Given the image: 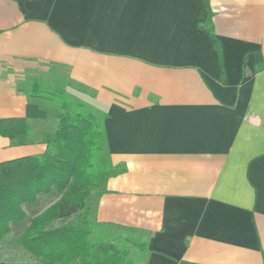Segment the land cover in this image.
I'll return each instance as SVG.
<instances>
[{
	"label": "crops",
	"instance_id": "1",
	"mask_svg": "<svg viewBox=\"0 0 264 264\" xmlns=\"http://www.w3.org/2000/svg\"><path fill=\"white\" fill-rule=\"evenodd\" d=\"M210 6L223 66L204 0H0V163L56 137L23 74L92 90L126 167L97 220L149 232L147 264H264V0Z\"/></svg>",
	"mask_w": 264,
	"mask_h": 264
},
{
	"label": "trees",
	"instance_id": "2",
	"mask_svg": "<svg viewBox=\"0 0 264 264\" xmlns=\"http://www.w3.org/2000/svg\"><path fill=\"white\" fill-rule=\"evenodd\" d=\"M204 4L208 18L198 27L209 32L223 66L210 0ZM68 88L94 97L92 90L53 69L18 81L20 93L45 103L60 117L46 154L0 163V242L11 234L12 223L25 221V205L56 192L58 199L30 220L21 237L30 256L27 264H147L149 232L97 220L109 179L125 173L126 167L112 162L108 114ZM9 131L0 121V135Z\"/></svg>",
	"mask_w": 264,
	"mask_h": 264
},
{
	"label": "rangeland",
	"instance_id": "3",
	"mask_svg": "<svg viewBox=\"0 0 264 264\" xmlns=\"http://www.w3.org/2000/svg\"><path fill=\"white\" fill-rule=\"evenodd\" d=\"M66 74L65 70H61ZM38 70H29L23 74L22 79L27 75L37 74ZM42 72V71H39ZM58 199V193L54 192L48 196H41L33 205H25L24 210L27 217L22 223L11 224V234L0 242V264H27L30 256L23 251L21 237L28 228L30 220L39 212L44 211Z\"/></svg>",
	"mask_w": 264,
	"mask_h": 264
}]
</instances>
